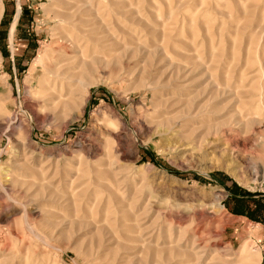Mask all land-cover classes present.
<instances>
[{
    "label": "rangeland",
    "instance_id": "374dc122",
    "mask_svg": "<svg viewBox=\"0 0 264 264\" xmlns=\"http://www.w3.org/2000/svg\"><path fill=\"white\" fill-rule=\"evenodd\" d=\"M230 189L264 202V0H0V264H264Z\"/></svg>",
    "mask_w": 264,
    "mask_h": 264
},
{
    "label": "trees",
    "instance_id": "16d2710c",
    "mask_svg": "<svg viewBox=\"0 0 264 264\" xmlns=\"http://www.w3.org/2000/svg\"><path fill=\"white\" fill-rule=\"evenodd\" d=\"M229 192L231 195H235L234 192H233V189H230ZM244 196H247L246 199L240 201V208H243L242 210H229V212H231L232 214H235V215H240V216H244V217H247V218H250L252 221H255V222H264V202H260V201H255L253 202L251 200V196L247 193H244ZM230 201H235L233 197L229 198ZM253 202L254 203V212L257 214V217H253L252 214L250 213L249 209L252 207L250 205V203Z\"/></svg>",
    "mask_w": 264,
    "mask_h": 264
},
{
    "label": "crops",
    "instance_id": "0c3cea01",
    "mask_svg": "<svg viewBox=\"0 0 264 264\" xmlns=\"http://www.w3.org/2000/svg\"><path fill=\"white\" fill-rule=\"evenodd\" d=\"M234 196L233 195H231V194H228V200H229V198H231V197H233L234 198V200L235 201H233L234 203H235V206L236 205H239L241 202L240 201H242V200H244L245 198H243V196H242V192H239V191H235L234 192ZM245 197V196H244ZM230 201V200H229ZM243 208H240V209H238L237 207H235V209L234 210H242ZM251 210V209H250ZM255 224L257 225V226H260L262 229H264V222H255Z\"/></svg>",
    "mask_w": 264,
    "mask_h": 264
},
{
    "label": "bare ground",
    "instance_id": "6f19581e",
    "mask_svg": "<svg viewBox=\"0 0 264 264\" xmlns=\"http://www.w3.org/2000/svg\"><path fill=\"white\" fill-rule=\"evenodd\" d=\"M16 19V18H15ZM16 21V20H15ZM15 21L14 23L12 24V27H11V30H10V34H9V39L11 40L12 38V34H13V30H14V25H15ZM78 43V42H77ZM70 45V44H69ZM66 59V58H65ZM39 62V61H38ZM41 62V61H40ZM64 68V67H63ZM59 72V71H58ZM55 75V74H54ZM69 75V74H68ZM60 81V80H59ZM51 97V96H50ZM48 98V97H46ZM45 99V98H44ZM43 100V99H42ZM157 119V118H156ZM27 224V223H26ZM29 228V227H28Z\"/></svg>",
    "mask_w": 264,
    "mask_h": 264
}]
</instances>
